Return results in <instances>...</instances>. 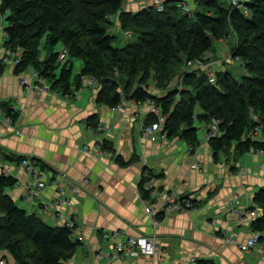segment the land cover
I'll return each mask as SVG.
<instances>
[{
    "label": "crops",
    "instance_id": "obj_1",
    "mask_svg": "<svg viewBox=\"0 0 264 264\" xmlns=\"http://www.w3.org/2000/svg\"><path fill=\"white\" fill-rule=\"evenodd\" d=\"M4 26L0 106L20 115L13 128L0 111V175L5 169L17 179L7 193L27 212L53 227L74 223V239L81 245L65 264H190L192 257L218 264H264L260 247L251 251L241 247L253 234L251 220L260 215L253 197L264 188V153L250 151L238 161L221 163L205 138L206 123L194 148L180 137L141 144L140 126L148 104L125 100L117 109L97 102L95 85L73 86L64 94L49 89L32 67L18 73L14 61L4 60L8 53ZM224 55L229 59L231 51ZM207 69L202 70L209 73ZM91 116L102 130L90 125ZM23 156L31 159L44 187L17 160ZM144 165L155 180L148 196L139 188ZM170 192L189 197L195 208L167 216L161 212L154 226L143 199L159 212ZM49 202L55 203L52 208L45 207ZM147 235H155L157 254L115 253L118 242ZM230 236L236 243L228 241ZM1 257L15 264L2 250Z\"/></svg>",
    "mask_w": 264,
    "mask_h": 264
},
{
    "label": "trees",
    "instance_id": "obj_2",
    "mask_svg": "<svg viewBox=\"0 0 264 264\" xmlns=\"http://www.w3.org/2000/svg\"><path fill=\"white\" fill-rule=\"evenodd\" d=\"M181 1L165 0L159 10L136 0V8L123 10L125 0H1L6 56L19 57L18 73L32 67L39 80L64 94L74 83L79 89L84 78L94 77L100 83L98 103L113 108L125 100L152 104L165 117L167 137L183 138L193 148L200 144L198 122L209 126L217 121L219 131L208 139L216 160L230 150L234 155L226 157L237 161L247 152H264V138H257L258 133L264 135V0H240L247 12L232 0H194L190 11ZM116 14L125 31L138 35L136 41L114 44L117 35L108 27ZM231 31L238 39L231 59L242 63L247 72L242 78L222 70L211 81L205 70L187 68L180 88L164 96L150 91L147 82L152 73L159 87H165L176 74L174 68L210 56L215 43ZM59 45L62 51L57 50ZM63 51L65 60L60 58ZM74 58L83 61L75 76ZM4 65L0 63V73ZM3 111L17 122L19 111L5 107ZM145 120L153 123L159 117L149 113ZM90 125H98L95 116ZM119 161L124 163L120 157ZM16 184L12 175H0V250L15 264H65L81 241L74 239L73 228L50 226L18 206L7 193ZM141 192L148 196L151 190L143 187ZM253 202L260 215L251 220V229L263 243L264 188L255 193ZM197 264L218 263L197 259Z\"/></svg>",
    "mask_w": 264,
    "mask_h": 264
},
{
    "label": "built area",
    "instance_id": "obj_3",
    "mask_svg": "<svg viewBox=\"0 0 264 264\" xmlns=\"http://www.w3.org/2000/svg\"><path fill=\"white\" fill-rule=\"evenodd\" d=\"M140 5L142 4H151L154 5L156 8H158L159 10H163L164 8V1L165 0H137ZM234 4H236L239 7H242L244 9L245 12H247L248 10L245 9L244 4L240 3V0H232ZM191 0H186V1H181V5L183 8H185V10L190 11L192 9V3H190ZM116 17H118V15H115ZM112 16V17H115ZM4 17L2 15H0V23L4 22ZM128 35L132 34L131 31H127L126 32ZM6 34V33H5ZM6 56V58L4 59L5 61L9 58L10 60L15 59V63L17 64L19 62V57L15 56V55H11V57ZM60 58L62 60H65L66 58V52L63 51L60 54ZM209 58H211L209 55H205L202 59H197L195 61H189L188 62V68L189 71H193L196 69H203L208 67L209 69L212 68V63L209 61H207ZM8 59V60H9ZM13 61V60H12ZM34 74L37 75V72L34 71ZM209 78L211 81H214L216 79V75H217V71L211 70L209 73ZM38 76V75H37ZM89 80H91L92 82H97V80L94 77H90ZM22 84L23 85H27L28 84V80L26 78H23L22 80ZM150 105V108L148 110V114L149 113H154L156 115H158L159 120L155 121L153 123H146V120L144 119V121L142 122V127H141V133L140 136L142 139H147V140H152V141H157L159 139L158 136H156L157 132H162V139H167V134L163 131V126L162 123L165 120V117L163 115H161L159 109L155 108L152 104H148ZM117 108V107H116ZM0 111H3L2 106H0ZM5 114V112H4ZM6 122L10 125H13V121L11 119L10 116L6 115ZM219 131L218 128V122L214 121L212 122L211 125H209L206 133H205V138L208 140L212 137H215L217 135ZM17 133H20L19 130H17ZM263 152V151H261ZM22 165H24V167L28 170V171H32L34 172L35 176L37 177V181H39L38 178V173L36 171V168L32 165V161L30 158H25L22 160L21 162ZM3 174H7V171L5 169H3ZM88 180H85V182H87ZM56 182V181H55ZM60 183H58L59 185ZM46 185V183L44 181H39L38 182V186L39 187H44ZM148 189L154 187V184H149L148 183ZM146 188V189H147ZM147 203H145V212L148 213L152 219H153V224L154 226L158 225V219L156 218V214H157V210L153 208L152 206V202L150 200L146 201ZM55 203L53 202H49L47 203V205H45L46 208H52L54 206ZM195 206L194 204L191 202L190 198H181V196L176 193V192H170L166 195L165 198V205H164V214L169 215L171 212L173 211H177L180 209H194ZM67 226L73 228L74 227V223L73 222H69L66 224ZM228 241L231 243H236L235 239H233V237H229ZM241 247L247 251H251L257 247H260V249L264 252V244H261L260 241V234L254 232L248 239L247 241L241 245ZM102 254L104 253L103 251H101ZM145 253V254H149V255H155L158 253V245L156 242V237L155 235H147V236H140V237H129L126 241L124 242H118L115 245V253L119 254V255H123V253H127V254H131V255H135L138 253ZM0 264H12L9 260H7L4 257L0 258ZM190 264H197V258L196 257H192Z\"/></svg>",
    "mask_w": 264,
    "mask_h": 264
},
{
    "label": "rangeland",
    "instance_id": "obj_4",
    "mask_svg": "<svg viewBox=\"0 0 264 264\" xmlns=\"http://www.w3.org/2000/svg\"><path fill=\"white\" fill-rule=\"evenodd\" d=\"M182 1H186V0H182ZM193 1V0H192ZM190 3H192V2H190ZM131 7H137V3H136V0H125V4H124V6H123V10H126V9H130ZM118 15V17L116 18V19H114V18H112V21H111V23H110V25H109V27H108V29H109V32L110 33H112V34H116L117 35V40L115 41V45H117V46H124L126 43H128V42H134V41H136L137 40V38H138V35L136 34V33H134V31H133V34H130V35H128L126 32L127 31H125L124 29V27L121 25V23H120V19H119V14H117ZM110 18V19H111ZM4 23V22H3ZM3 23H0V30H2V25H3ZM237 42H238V39H237V37H236V35H235V33L234 32H232L231 31V34L229 35V36H227V37H224V38H221L220 40H218L216 43H215V47H214V49L213 50H211L209 53H212V54H210V57L211 58H209L207 61H209V63L211 62V61H213L212 62V64H213V67L212 68H208L207 70L208 71H211V70H214V71H220V68H221V71L222 70H229V71H231L232 72V74L235 76V77H237V78H242V76H244V75H246V70L243 68V66H242V63L240 62V61H238V60H232L231 59V57H229V59H227V57L228 56H225L224 55V51H226V50H231L236 44H237ZM57 50H59V51H62V45H59L58 47H57ZM6 55H8V53L6 54ZM44 58L45 57V52H44V50L42 51V54H41V58ZM13 61L15 60V59H12ZM73 62H74V76L76 75V73H77V71H78V69H79V66H80V64H82L83 63V61L81 60V59H78V58H74L73 59ZM218 62H220V66L218 65V64H216V63H218ZM9 63H10V61H9ZM14 63H15V61H14ZM16 64V63H15ZM216 64V65H215ZM187 68H188V64L187 65H185V62H184V64L183 65H181L179 68H174V72H176V74H175V76L172 78V80L169 82V84H166V86L165 87H159V84H158V82H157V79H155V75L152 73L151 74V77L148 79V88H151V92L153 93V94H158V95H160L161 96V93L163 94V93H165V92H167L168 90H171V89H174V88H176V87H178V88H180V83H181V76H182V73L184 72V71H186L187 70ZM35 70H33V72H34ZM2 73V72H1ZM0 73V74H1ZM34 76H36V77H38L39 79H40V77L39 76H37L36 74H34ZM22 80H23V78L21 79V83H22ZM43 81H45V80H43ZM46 82V81H45ZM47 83V82H46ZM89 85H95L94 87H95V89L98 91L99 90V88L98 87H100V83L97 81H95V82H92L91 80H89L88 78L86 79V78H84L83 79V82H82V86L81 87H86V86H89ZM73 86H75V83L73 84ZM137 86V82H135V86L134 87H136ZM49 89H50V87H49ZM119 107L120 106H118L117 107V109H119ZM149 108H150V105H149ZM5 121H6V119H5ZM144 121V120H143ZM7 123V122H6ZM8 124V123H7ZM10 127H13L14 128V125L15 124H13V125H10V124H8ZM143 125V124H142ZM142 125L140 126V127H142ZM198 125H199V134H201L202 133V131H203V129H204V123H202V122H198ZM208 125L206 124V130L208 129ZM15 130V129H14ZM97 130L99 131V130H102V125H97ZM161 135H162V132H157L156 133V136H158L159 137V139L157 140V141H152V140H145V139H142L141 138V136L139 137V139H140V142H141V144H143L144 142H146V141H152V142H159V141H161V140H165V139H162V137H161ZM257 138L258 139H263L264 138V135L262 134V133H258V135H257ZM208 141V140H207ZM208 144H209V142H208ZM210 146V145H209ZM252 152V151H251ZM253 152H255V151H253ZM257 152V151H256ZM262 153H264V152H262ZM234 155V150H230V151H228V152H226V153H222L221 154V163H223V164H225V162H235V161H237V160H235L233 157H231L230 159L229 158H227L226 156H233ZM27 158V157H26ZM132 160H135V159H132ZM121 163V162H120ZM235 165V164H234ZM145 166V168L143 169V172L141 173V176H140V181H139V188H140V191L143 189V187L144 188H147L149 185H148V183L149 184H154V181L155 180H153V177L150 175V174H148V169H147V167H146V165H144ZM243 171H244V169H243ZM154 188H155V184H154V187H152V188H150V189H148V190H154ZM156 190V189H155ZM156 192V191H155ZM154 192V193H155ZM177 193V192H176ZM168 194V193H167ZM166 194V195H167ZM179 194V193H178ZM189 198V197H185V196H181V198ZM165 198H166V196L164 197V200H163V206H162V210L161 211H159L158 212V210H157V214H156V218L158 219V222H159V220H160V213L162 212V213H164V210H163V208H164V205H165ZM148 199H143V205H144V211H145V203H147L146 201H147ZM154 209H155V207H153ZM180 210H192V209H180ZM173 212H175V211H173ZM173 212H171V213H173ZM170 213V214H171ZM165 216H167L166 214H165Z\"/></svg>",
    "mask_w": 264,
    "mask_h": 264
}]
</instances>
